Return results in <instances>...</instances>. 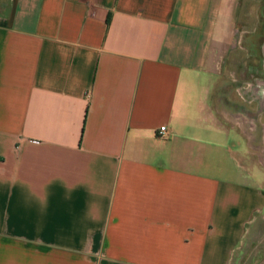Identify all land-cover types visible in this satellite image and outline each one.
<instances>
[{
    "label": "crops",
    "instance_id": "crops-1",
    "mask_svg": "<svg viewBox=\"0 0 264 264\" xmlns=\"http://www.w3.org/2000/svg\"><path fill=\"white\" fill-rule=\"evenodd\" d=\"M240 3L0 0V264H235L264 237L244 124L209 107Z\"/></svg>",
    "mask_w": 264,
    "mask_h": 264
},
{
    "label": "rangeland",
    "instance_id": "rangeland-1",
    "mask_svg": "<svg viewBox=\"0 0 264 264\" xmlns=\"http://www.w3.org/2000/svg\"><path fill=\"white\" fill-rule=\"evenodd\" d=\"M258 5L256 0H241L236 30L245 40L232 43L230 61L229 56L225 55L224 59L223 54L220 58L221 53H224L223 42L220 41L221 44L217 46L221 61H217L215 67L219 77L216 80L214 78L210 84L212 101L209 107L213 110V116L224 122L227 121L222 114L232 118L235 125L239 121L244 124H240V129L237 126L235 129L241 135L240 143L245 149L246 165L250 169H257L258 180L263 181L260 172L264 176V13L262 28L255 32L256 18L253 11ZM263 248L264 237L246 242L238 255L233 256L235 264H245V261L250 264Z\"/></svg>",
    "mask_w": 264,
    "mask_h": 264
},
{
    "label": "built area",
    "instance_id": "built-area-1",
    "mask_svg": "<svg viewBox=\"0 0 264 264\" xmlns=\"http://www.w3.org/2000/svg\"><path fill=\"white\" fill-rule=\"evenodd\" d=\"M166 130V127L161 128V132H164Z\"/></svg>",
    "mask_w": 264,
    "mask_h": 264
},
{
    "label": "bare ground",
    "instance_id": "bare-ground-1",
    "mask_svg": "<svg viewBox=\"0 0 264 264\" xmlns=\"http://www.w3.org/2000/svg\"><path fill=\"white\" fill-rule=\"evenodd\" d=\"M260 86V85H259ZM255 98V97H254Z\"/></svg>",
    "mask_w": 264,
    "mask_h": 264
}]
</instances>
